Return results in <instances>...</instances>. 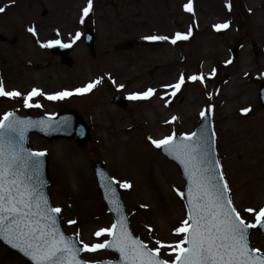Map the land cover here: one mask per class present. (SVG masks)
I'll use <instances>...</instances> for the list:
<instances>
[{
  "label": "rangeland",
  "instance_id": "1",
  "mask_svg": "<svg viewBox=\"0 0 264 264\" xmlns=\"http://www.w3.org/2000/svg\"><path fill=\"white\" fill-rule=\"evenodd\" d=\"M35 1L40 10L38 15L35 12L34 17L30 15L22 23L14 14L0 15V70L4 69L2 59L5 57L7 67L4 72L17 76L16 81L11 80V85H4L5 90H18L26 95L33 88H39L51 94L73 91L102 78L96 88L80 97L56 101L48 100L45 96L34 97L32 102L42 107L28 108L22 97L0 96V118L9 111L23 116H38L75 110L90 127L91 139L84 148H80L75 139L48 142L33 136L30 142L33 150L45 151L49 155L52 182L48 194L52 205L62 209L67 234L73 235L79 231V238L86 243L98 242L94 232L99 227L114 223L92 170V162L98 161L103 163L111 177L132 184L130 189L117 186L137 237L146 242L152 236L169 241L178 239L172 229L185 217L186 210L184 200L175 189L185 190V182L178 168L161 155L159 148L152 145L148 137L162 139L172 132L179 136L194 132L200 124L201 111L206 109L212 112L217 155L233 190L234 203L238 209L264 207V109L258 101V86L264 82V0H191L192 12L184 7L189 0H151L159 4L162 16L171 26V37L176 32H191L187 40L177 42L171 54L175 62L166 66L161 65L158 59L149 62L141 58L142 53L154 54V44L166 43L147 41L143 39L145 33L137 29L134 12L143 7V2L147 0H93L91 18L83 16L87 0ZM214 4L218 15L212 12ZM42 10H46L47 14ZM224 23L229 26L220 30L214 27ZM33 26L36 35L28 31ZM89 27L96 33L95 58L91 57L84 44V32ZM76 32H80L81 37L71 45L73 50L70 55L74 64L70 67L52 55L49 48L42 50L35 43L44 44L51 39L68 43ZM209 39L217 43L214 48H207ZM125 41L133 42V47L119 49L118 46ZM252 41L258 45L257 55L252 50ZM238 44L241 45L238 58L231 60L230 50ZM12 46L17 48L13 57L9 50ZM29 49L30 54L26 52ZM203 51L208 53L204 73L198 68ZM134 59L138 60L136 73L124 79L118 76ZM182 67L187 71L183 73L186 82L174 97H164L163 110L168 108L169 113L164 117H151L154 131L151 134L141 118V109L146 100H132L129 95L135 93L136 88L144 86L146 76L167 68L182 70ZM38 68L41 70L36 72ZM213 69L215 75H209ZM200 73L205 75L204 83L187 81L188 76ZM237 76H240L238 83L241 84V96L238 97L240 106L235 116L230 118L228 115L232 110L223 98L232 92L225 86ZM113 80L115 83H112ZM121 84L123 88L119 87ZM166 92H171V89ZM116 95L126 100V109L110 103V99ZM166 100H170V103L166 104ZM188 103L192 105L190 109L186 107ZM245 108L250 110L242 112ZM105 111L109 116L104 115ZM172 116L178 119L172 121ZM119 119L124 120L123 126L130 129L131 134L127 137L133 139L122 167L107 155V137L115 130L114 124ZM129 168L147 176L149 184L131 179L125 173ZM242 215L254 222L252 216ZM69 219H75L77 224L69 225ZM149 226L152 232H149ZM251 230L252 246L264 251V236L256 228ZM152 246L150 243L149 247ZM83 258L94 261L113 259V256L101 250L95 254L85 252ZM0 264L22 263L7 255L0 246Z\"/></svg>",
  "mask_w": 264,
  "mask_h": 264
},
{
  "label": "snow or ice",
  "instance_id": "2",
  "mask_svg": "<svg viewBox=\"0 0 264 264\" xmlns=\"http://www.w3.org/2000/svg\"><path fill=\"white\" fill-rule=\"evenodd\" d=\"M184 7L192 12L191 0ZM92 10L93 0H87L83 16H88ZM4 11L5 8L0 7V13ZM228 26V23L214 25L217 30ZM28 31L36 35L34 26L29 27ZM190 35V31L176 32L172 37L148 35L143 39L176 44L187 40ZM80 37L81 33L76 32L68 43L51 39L41 46L68 48ZM209 75H215V69ZM187 81L204 83L205 75L193 74L187 77ZM101 82L102 78H98L74 89V92H91ZM185 82L182 73L174 84L162 85L171 92L161 93V98L174 97ZM119 87L123 88L124 85ZM156 92L155 88H148L143 92L131 93L129 99L147 100ZM72 94L68 90L46 94L39 88H33L24 95L18 90L6 91L0 79V96L22 97L28 108L42 107L32 102L34 97L45 96L48 100L56 101ZM165 103H170V100ZM249 110L245 108L241 111L246 113ZM206 111H201L200 116L206 117ZM177 119L176 116L171 118L172 121ZM49 127V121L22 119L15 112H6L0 118V239L20 249L34 264H264V251L252 246L250 241V229L259 227L264 230V207L238 209L234 203L233 190L216 152L214 131L210 134L203 130L185 133L179 138L175 132L162 139L148 137L152 145L163 149L183 166L185 190L176 188L175 191L182 200H186V213L178 226L172 229L178 239L169 241L152 236L146 242L134 236L129 230L128 218L114 186L130 189L132 184L115 177L105 178L102 174L105 195L112 206L110 210L116 214V220L110 226L99 227L94 232L98 242L86 243L79 238V231L73 236H66L59 227L62 209L51 204L45 189V152L25 147L29 129L47 131ZM242 213L252 216L254 222L246 220ZM67 223L75 225L77 221L69 219ZM148 230L153 231L151 226ZM150 243L154 246L149 247ZM109 249L119 253L117 260L93 261L81 256V253L95 254Z\"/></svg>",
  "mask_w": 264,
  "mask_h": 264
},
{
  "label": "bare ground",
  "instance_id": "3",
  "mask_svg": "<svg viewBox=\"0 0 264 264\" xmlns=\"http://www.w3.org/2000/svg\"><path fill=\"white\" fill-rule=\"evenodd\" d=\"M2 2V7L5 8V11L0 13V15L3 14H14V16L17 18L18 22H23L25 19H28L30 15L34 17L35 12L38 15V12L40 11L38 9V6L35 5V0H0ZM143 7L138 8L135 12L134 15L136 16V22H137V29L144 32L145 36L148 35H166L171 37V26L168 24L166 19L162 16L161 9L159 4L153 3L151 0H147L143 2ZM65 6H71V4H63ZM215 4L212 7V12L215 13V15H218V11L215 8ZM66 8L65 10H67ZM70 10V9H69ZM45 15L47 14L46 10H42ZM71 11V10H70ZM196 12H198V8H196ZM43 19H41L42 21ZM109 26V25H108ZM113 27V26H112ZM41 30V29H39ZM43 30V29H42ZM109 31V30H107ZM42 34L43 32L40 31ZM166 42V41H165ZM209 44H207L208 47H215L217 43L212 41V39H209ZM154 51L153 55H145L142 53L141 58L146 59L149 62H153L155 60H159L161 62V65H169L171 63H174L175 61L172 58V53L174 52L173 48L177 47L176 44H171L170 42H166L165 44H160V45H153ZM17 49L15 47L9 48L11 56H15L16 52L14 50ZM28 54H30L31 49H29ZM178 53V52H176ZM201 57H200V63L198 64V68L200 71L204 73V66L207 63L208 60V53L206 51L201 52ZM28 59V58H27ZM26 59V60H27ZM3 62L2 65L4 66V69H6V60L5 57H3ZM178 62L180 61L177 60ZM138 60L134 59L130 61L128 64V68L124 70L120 75L122 79L127 78V76H132L134 72L136 73L137 70V64ZM180 66V65H179ZM177 65V67H179ZM181 67V66H180ZM4 69L0 70V78L3 80L4 85L6 83H9L11 85L12 83L11 80L16 81L17 76L10 75L8 73L4 72ZM41 69L38 68L35 69L36 72H39ZM187 72L185 68L182 70H178L177 68H167L165 70H159L153 75L146 76L144 79V86L139 87L135 89L136 92H143L146 91L148 88H155L157 90L156 94L152 96L150 99H147L145 101L144 106L141 109V118L146 124V128L151 131V134H154L153 131V123H151V117L152 116H166L169 113V109H164L163 110V105H162V100L164 99L161 98V93H165L167 88H162V85H168V84H174L180 74ZM240 76L234 77L233 81H231L228 85H226V89L229 88L232 90L231 93L226 94L225 98H223L224 102L227 104V107L230 108L232 111L228 115L230 118H233L236 113V109L239 108L240 106V101L238 99L239 96H241V91H240V83H238V79ZM8 91V89L6 90ZM28 91V90H27ZM187 108H191L192 105L188 103L186 105ZM106 116L108 115V112L105 111ZM111 120H113V117ZM109 118V119H110ZM233 120V119H232ZM231 122V121H230ZM124 120L119 119L118 122H116L114 125L115 130L112 131V134L107 137V141L109 143V146L107 147V155L113 159V161L119 165V167H122V163L125 161V155L127 154V149L131 144L133 143V139H131L129 136L130 129L123 126ZM106 128H109L106 126ZM69 160V159H68ZM70 162V161H69ZM120 163V164H119ZM69 165H72L69 163ZM125 173L131 177V179H135L137 182L140 181L144 184H149L147 182L149 178L147 176H142L141 174H138L135 169L129 168L128 171L125 170ZM142 176V177H141ZM153 189L157 190L155 186L152 187Z\"/></svg>",
  "mask_w": 264,
  "mask_h": 264
},
{
  "label": "water",
  "instance_id": "4",
  "mask_svg": "<svg viewBox=\"0 0 264 264\" xmlns=\"http://www.w3.org/2000/svg\"><path fill=\"white\" fill-rule=\"evenodd\" d=\"M86 44L89 47V50H90L92 56H94L95 55L94 33L91 30H88L86 32ZM130 45L131 44H129V43H124L122 45V47L123 46H130ZM238 49L239 48L236 47L232 50L233 58H235L237 56ZM254 50L257 51V47L255 44H254ZM53 51L55 54H59L62 56L63 63H65L67 65L72 64L73 61L68 56V53L70 51L69 47L64 48V47L56 46ZM259 92H260V103L264 107V83L261 84V86L259 88ZM112 102L115 104H118L122 107H126L125 102L120 100L119 97H115L114 99H112ZM17 116H19V115L17 114ZM20 118L25 119L24 117H20ZM26 118L34 120V121L46 120V121L50 122V127L47 131H41L40 129H29L28 130V132L26 133V139H25V147L26 148H29L28 147L29 138H30V135L33 133H38L42 137L47 138L49 141H53L54 139H61V138L72 139L74 136H77V143L81 147H84L90 138V132H89L87 125L83 122V120L80 118V116L73 111L66 112V113L61 114L57 117L43 116V117H37V118H32V117H26ZM201 130L205 131L208 134L213 132L212 116H211L210 112H206V117H202V123L197 128L196 132L199 133ZM177 138H179V136H177ZM215 147H216V144H215ZM161 151L169 160L174 162L179 167L182 176L186 180V177L184 175L183 166L180 164V162L178 160H176L173 156L164 152L163 149H161ZM43 161H44L43 174H44V178L47 181V184L45 186V189L47 192V188L50 185V178H49V174H48L49 162H48V156L46 154L43 157ZM93 168H94L96 177L98 179L99 186L102 190L104 200H105V202L109 208V211L112 213L114 220H116V214L110 210L112 206L109 205L108 199L106 198L105 191L103 188L102 174L105 178L110 177V176H109L107 170L103 167V165L101 163H93ZM114 186L116 187V191H117L119 199L122 203V206H123L122 210H123L124 214L127 216L125 208H124V204H123L122 199H121V195L119 193V190H118L116 185H114ZM185 205H186V200H185ZM127 218H128V216H127ZM58 224H59V227L61 228V230L63 231L61 217H60V220L58 221ZM128 226H129V230L131 231L129 220H128ZM258 229H259V227H258ZM259 230L264 234V230H261V229H259ZM0 241L6 247L10 248L11 250L17 252L19 255H21L22 257L27 259L31 264H34V261H32L29 257L25 256V254L20 249L12 247L11 245L7 244V242L4 241L3 239H0ZM107 251H110L114 255H117L119 257V253H117L114 249H109Z\"/></svg>",
  "mask_w": 264,
  "mask_h": 264
}]
</instances>
